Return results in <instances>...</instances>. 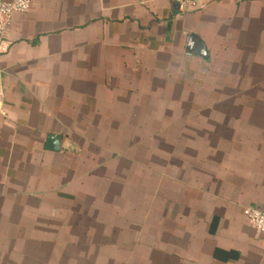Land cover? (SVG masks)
<instances>
[{"label": "crops", "instance_id": "0c3cea01", "mask_svg": "<svg viewBox=\"0 0 264 264\" xmlns=\"http://www.w3.org/2000/svg\"><path fill=\"white\" fill-rule=\"evenodd\" d=\"M6 37L0 264H264V0H31Z\"/></svg>", "mask_w": 264, "mask_h": 264}, {"label": "built area", "instance_id": "2783aa9c", "mask_svg": "<svg viewBox=\"0 0 264 264\" xmlns=\"http://www.w3.org/2000/svg\"><path fill=\"white\" fill-rule=\"evenodd\" d=\"M181 10H194L201 6L202 0H171ZM31 0H0V55L9 50L11 41L6 37L7 27L14 14L29 10ZM243 215L256 233L264 237V210L255 206L243 208Z\"/></svg>", "mask_w": 264, "mask_h": 264}, {"label": "water", "instance_id": "95a60500", "mask_svg": "<svg viewBox=\"0 0 264 264\" xmlns=\"http://www.w3.org/2000/svg\"><path fill=\"white\" fill-rule=\"evenodd\" d=\"M198 54L200 56H205L206 55L205 48H204L203 44H200L199 49H198Z\"/></svg>", "mask_w": 264, "mask_h": 264}]
</instances>
